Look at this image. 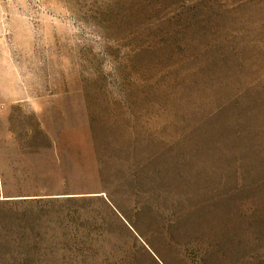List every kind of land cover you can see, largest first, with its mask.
Here are the masks:
<instances>
[{"label":"rangeland","instance_id":"1","mask_svg":"<svg viewBox=\"0 0 264 264\" xmlns=\"http://www.w3.org/2000/svg\"><path fill=\"white\" fill-rule=\"evenodd\" d=\"M0 88L87 142L57 178L1 155L0 264L181 263L205 200L219 233L264 221V0H0Z\"/></svg>","mask_w":264,"mask_h":264},{"label":"crops","instance_id":"2","mask_svg":"<svg viewBox=\"0 0 264 264\" xmlns=\"http://www.w3.org/2000/svg\"><path fill=\"white\" fill-rule=\"evenodd\" d=\"M1 75L2 78L7 79L8 74L2 73ZM18 102L25 101L20 100ZM12 103H14L13 100L0 102V162L3 153L6 155L13 154L15 148L21 149L20 151L23 153H28L29 147L36 146L39 153H42L43 150L54 153L52 157L55 162L51 164V168L53 166V172L51 173L57 178L59 174L54 169H58L60 159H68L69 163L72 161L75 163L80 159L78 149L84 148L87 142H84V140L79 141L75 130H63L56 121L47 123L43 110L35 109L26 104H21V108L15 111L13 105H11ZM28 114H31V122L25 121ZM24 149L27 150L24 151ZM59 164L60 166L64 165L63 167L67 165L64 162ZM39 175L42 178V169ZM58 187L57 181L54 182L52 186L54 190L39 194V199L62 196L99 197L104 195V201L122 218L126 220V218L131 217L117 201L115 202L107 196L109 193H106V191L79 193L73 190H57ZM201 203L203 204L199 206L197 211L196 230H192V239L190 234L187 238V232H185L184 241L187 250L184 246L180 254L181 263L177 262L176 250H173V257L165 256L160 252L165 264H264L263 219L256 220V226H249L244 237H239L237 234H233L232 237L231 233L216 231L215 226L218 224V220L210 217L217 211V207L212 205L215 201L205 200ZM195 234L196 238L194 237ZM224 247H228V259L223 258ZM190 251H193L192 254Z\"/></svg>","mask_w":264,"mask_h":264}]
</instances>
